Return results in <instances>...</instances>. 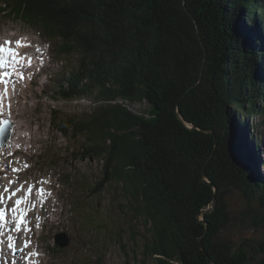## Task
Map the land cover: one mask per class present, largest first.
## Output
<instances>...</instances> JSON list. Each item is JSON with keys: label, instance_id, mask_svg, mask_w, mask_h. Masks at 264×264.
I'll return each mask as SVG.
<instances>
[{"label": "trees", "instance_id": "1", "mask_svg": "<svg viewBox=\"0 0 264 264\" xmlns=\"http://www.w3.org/2000/svg\"><path fill=\"white\" fill-rule=\"evenodd\" d=\"M7 8L39 25L59 62L76 56L55 86L61 99L105 104L70 129L85 137L80 157L103 161L104 183L138 206L149 237L133 264H264V232L254 247L220 240L231 188L264 227L258 152L246 147L247 121L231 119H264V0H0ZM143 101L145 116L128 109Z\"/></svg>", "mask_w": 264, "mask_h": 264}, {"label": "rangeland", "instance_id": "2", "mask_svg": "<svg viewBox=\"0 0 264 264\" xmlns=\"http://www.w3.org/2000/svg\"><path fill=\"white\" fill-rule=\"evenodd\" d=\"M2 12L1 38L7 34L32 40L40 39L44 41L42 42L44 49L50 51L52 58L51 60L47 57L41 58L47 66L43 71L44 77H39L37 83L19 86L13 82V90H9L5 96L13 101H11V109L14 114L8 111V115H4L5 118L10 119L11 136L7 145L0 149V153L6 149L12 152L9 147L12 143L11 148H18L19 153L29 161L21 168L22 170L14 174L16 178L20 175L21 181L30 182L32 179H38L44 183L50 181L54 184V190L50 192L51 198L48 201L53 207L52 212L48 213L46 205H37L33 214L35 221L33 228L30 224L20 238L33 239L30 251L33 255L35 253L39 255H34L31 264H133L134 256L139 254L146 237H149L143 218L136 213L138 206H134L135 210L127 207V198L118 181L104 183L103 161L80 157L85 137L75 136L70 129L78 120H88L91 116L100 117L105 104L88 96L73 100L61 99L54 87L65 84L66 73L71 72L76 66V56L64 57L62 59L64 65L61 68V63L53 57L52 46L44 40L39 31H35L32 27L28 28L26 20L17 17L11 9L7 8ZM261 61L263 66L264 58ZM25 73L28 81L33 72L27 69ZM128 109L145 116L149 104L143 101ZM241 111L233 113L231 119L247 121L246 147L255 151V154L258 152L256 155L258 178L264 179V119L259 113L248 117ZM62 121L68 128L67 131L64 130L66 135L58 129V124ZM6 122L8 120L4 121ZM105 145H110L109 141ZM199 153L204 155L207 151ZM221 154L224 157V151L222 153L220 151ZM14 158L16 159L12 162L16 167H20L17 157ZM212 159L213 157L210 158ZM8 161L9 159L0 158L2 162L0 166L3 170L5 169L3 163L7 164ZM226 168L235 169L230 165H226ZM100 180L104 188L99 193H95ZM226 202L229 224L221 231L220 240L235 247L240 243L254 247V241L261 237L264 227L256 229L251 224L249 218L252 217L247 212L249 205L244 192L231 188L226 194ZM251 204L257 212H262L256 202L252 201ZM7 211L10 212L9 209ZM23 227L24 225L21 228ZM61 232L69 240L67 247L63 249L54 247V237ZM18 252H21V248ZM24 254L25 252L22 251L21 255ZM3 257L2 264H7L8 260Z\"/></svg>", "mask_w": 264, "mask_h": 264}, {"label": "snow or ice", "instance_id": "3", "mask_svg": "<svg viewBox=\"0 0 264 264\" xmlns=\"http://www.w3.org/2000/svg\"><path fill=\"white\" fill-rule=\"evenodd\" d=\"M13 43L15 44V47H13ZM24 47H30V45H25L21 40H16L15 42L11 40L4 41L3 44H0V69H4L7 67L9 63L14 65H20L21 67L29 66L31 65V58L27 57L26 55H22L19 52L20 48ZM23 61H26L27 63H22ZM20 78H23V73H20ZM10 83V73L7 71H3L2 74H0V84L4 85V91L3 95H0V110L3 109V98L7 95L8 92V85ZM10 104H9V111H10ZM14 171H18V169H14ZM5 192H9L10 190L8 188L4 189ZM22 191V189H21ZM41 194H43V190L41 189ZM32 188L28 189L27 195L31 196ZM17 192L12 191L9 195L8 199H11L13 196H16ZM4 199L3 195H0V201ZM26 200L23 197H19L15 200V204L12 208L13 212H17L20 209V206L22 204H25ZM6 221V214L3 210H0V224L4 223ZM25 223V214L21 213L18 218L15 221V230L20 231L21 227ZM9 241H11V237H9ZM28 246V243H25V247ZM8 248L13 251V255L15 254V251L19 250L16 248L15 244L10 242L8 244ZM34 255H39L38 253H35ZM31 257H26V259H30Z\"/></svg>", "mask_w": 264, "mask_h": 264}, {"label": "bare ground", "instance_id": "4", "mask_svg": "<svg viewBox=\"0 0 264 264\" xmlns=\"http://www.w3.org/2000/svg\"><path fill=\"white\" fill-rule=\"evenodd\" d=\"M0 44H1V41H0ZM41 61V60H40ZM44 62V61H43ZM46 66H47V63L45 62V64H42L41 65V70H40V67H39V64L37 65V67H38V71H45V68H46ZM29 70V72H33V74H32V80H31V82L32 83H37L36 81H37V79L39 78V77H44V75L42 74V72H39V74L34 70V69H28ZM29 74V73H28ZM13 82L14 81H11L10 80V83H9V85H8V90H13ZM31 83V84H32ZM54 89H55V87H54ZM9 92V91H8ZM9 94V93H8ZM7 96V95H6ZM9 96V95H8ZM15 96V95H14ZM16 98V97H15ZM5 99H6V97L4 96V98H3V101L5 102ZM13 99V98H12ZM16 100V99H15ZM17 101V100H16ZM13 102V101H12ZM7 102H5V104H6ZM24 109V108H23ZM13 113L14 114V111H12V109L10 108V111H9V113ZM17 113V112H16ZM22 116V115H21ZM3 119H6V120H8V122H6V125H7V127L6 128H8L9 127V124H10V119H9V117H6L5 118V116H4V118ZM18 119V118H17ZM2 120V119H1ZM15 120V119H14ZM24 122V121H23ZM21 124V123H20ZM14 125V124H13ZM23 125V124H22ZM21 125V126H22ZM24 126V125H23ZM21 128V127H20ZM19 129V128H18ZM25 129V128H24ZM14 130V129H13ZM22 131V130H21ZM18 132V131H17ZM16 132V133H17ZM16 135V134H15ZM18 138H21V136H18ZM20 141H22V140H20ZM13 142V141H12ZM24 143V142H23ZM0 144H1V138H0ZM12 144V143H11ZM11 144L9 145V147H10V149H12V152L11 151H8L7 149V151L6 150H2V153H0V158L1 159H9V161L7 162V164H5V163H3V165H4V167H5V169L3 170V168L0 166V172H3V171H6L7 173L8 172H10L11 171V173H12V168H16V164H14L13 162H12V160L13 159H16V158H14V157H16L15 155H18V154H22V153H19L20 151H19V149L18 148H15V149H13V148H11ZM20 148V147H19ZM1 149V148H0ZM25 156V155H24ZM4 161V160H3ZM10 162V163H9ZM0 164H2V162H0ZM15 174V173H14ZM6 180H9V179H6ZM1 190H2V188L0 187V195H2V193H1ZM37 191L38 190H36V193H37ZM35 190H33V192H32V196L31 197H34L35 196ZM42 199H44V196L42 197ZM5 200L3 199L2 201H0V210H3L4 212H5V214H6V216H7V218L8 219H10V221H12V223H15V221H16V219L18 218V217H16L15 216V212H13L12 211V209L10 208L9 209V207H8V205L7 204H5V202H4ZM49 201V200H48ZM41 203L39 202V205H40ZM46 204V206L48 207L47 209H48V213H50V212H52V206L49 204V203H47V200H46V202L44 203V205ZM30 205H32L33 207H36L35 206V203L33 202V201H31L30 202ZM7 209H9L10 210V212H8L7 211ZM34 224H35V221L33 222ZM45 224V223H44ZM44 224H42V225H44ZM57 236V235H56ZM55 236V237H56ZM55 237H54V239H55ZM6 239H7V234H5V236H4V238H2V240H3V242H5V245H7L8 244V241H6ZM10 242V241H9ZM12 242V241H11ZM21 251H22V249H21ZM5 254L6 255H8L9 254V250L8 249H6L5 248ZM23 257V256H22ZM7 259V258H6Z\"/></svg>", "mask_w": 264, "mask_h": 264}, {"label": "water", "instance_id": "5", "mask_svg": "<svg viewBox=\"0 0 264 264\" xmlns=\"http://www.w3.org/2000/svg\"><path fill=\"white\" fill-rule=\"evenodd\" d=\"M223 152V150H221V153ZM225 154V153H224ZM222 156V154H221ZM222 162H223V166L225 168V170L227 171L228 174H232L234 175L233 173V169L230 170L229 168H226V165H230L231 166V162H229V160L226 158V156L224 155V157L222 156ZM202 180L205 181L204 179V172L202 173ZM206 182V181H205ZM207 231V229H206ZM63 238H64V241H63ZM55 241L56 243L60 246V247H66L67 244H68V239L61 233V234H58L56 237H55ZM210 263V262H209Z\"/></svg>", "mask_w": 264, "mask_h": 264}, {"label": "clouds", "instance_id": "6", "mask_svg": "<svg viewBox=\"0 0 264 264\" xmlns=\"http://www.w3.org/2000/svg\"><path fill=\"white\" fill-rule=\"evenodd\" d=\"M56 57H57V56L55 55V58H56ZM63 58H64V57H60L61 61H62ZM56 59H57L58 62H59L58 57H57ZM59 63H61V65H64L63 61H62V62H59ZM68 73H69V72H68ZM95 193H99V191H98V192H95ZM133 262H134V260H133Z\"/></svg>", "mask_w": 264, "mask_h": 264}]
</instances>
